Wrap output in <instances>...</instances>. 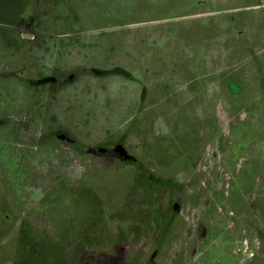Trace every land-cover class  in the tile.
Here are the masks:
<instances>
[{
    "label": "rangeland",
    "instance_id": "rangeland-1",
    "mask_svg": "<svg viewBox=\"0 0 264 264\" xmlns=\"http://www.w3.org/2000/svg\"><path fill=\"white\" fill-rule=\"evenodd\" d=\"M0 264H264V0H0Z\"/></svg>",
    "mask_w": 264,
    "mask_h": 264
}]
</instances>
